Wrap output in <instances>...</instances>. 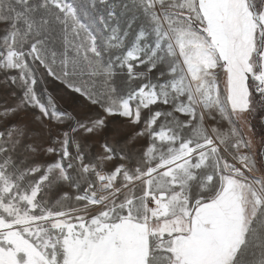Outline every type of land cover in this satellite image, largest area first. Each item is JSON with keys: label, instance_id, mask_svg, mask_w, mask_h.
Returning <instances> with one entry per match:
<instances>
[{"label": "snow or ice", "instance_id": "obj_1", "mask_svg": "<svg viewBox=\"0 0 264 264\" xmlns=\"http://www.w3.org/2000/svg\"><path fill=\"white\" fill-rule=\"evenodd\" d=\"M0 85V264H264V0H0Z\"/></svg>", "mask_w": 264, "mask_h": 264}, {"label": "rangeland", "instance_id": "obj_2", "mask_svg": "<svg viewBox=\"0 0 264 264\" xmlns=\"http://www.w3.org/2000/svg\"><path fill=\"white\" fill-rule=\"evenodd\" d=\"M49 91L53 93L54 96L60 97L63 95L62 86L59 85L58 82H53L49 85ZM8 98V90L4 88L3 85H0V102H2L4 99ZM9 102L11 100L9 99ZM61 104H63L64 107H68L69 105L64 102V100L60 101ZM248 121L252 126V132L248 133L252 136L256 149L259 150L261 145L264 144V137H257V132L260 129H263L262 125L264 123V113L257 112L251 116L248 117ZM257 130V131H256ZM264 130V129H263ZM244 131L247 133L248 129L245 127Z\"/></svg>", "mask_w": 264, "mask_h": 264}, {"label": "trees", "instance_id": "obj_3", "mask_svg": "<svg viewBox=\"0 0 264 264\" xmlns=\"http://www.w3.org/2000/svg\"><path fill=\"white\" fill-rule=\"evenodd\" d=\"M263 129H264V123L261 124ZM263 129H260L258 132H257V137H264V130ZM257 131V130H256Z\"/></svg>", "mask_w": 264, "mask_h": 264}]
</instances>
